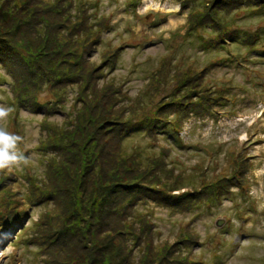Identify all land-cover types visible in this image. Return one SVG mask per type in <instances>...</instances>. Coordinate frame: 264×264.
Listing matches in <instances>:
<instances>
[{"label": "rangeland", "instance_id": "374dc122", "mask_svg": "<svg viewBox=\"0 0 264 264\" xmlns=\"http://www.w3.org/2000/svg\"><path fill=\"white\" fill-rule=\"evenodd\" d=\"M0 110V264H264V0H0Z\"/></svg>", "mask_w": 264, "mask_h": 264}, {"label": "clouds", "instance_id": "9594fccd", "mask_svg": "<svg viewBox=\"0 0 264 264\" xmlns=\"http://www.w3.org/2000/svg\"><path fill=\"white\" fill-rule=\"evenodd\" d=\"M3 110H0V115H3ZM10 141V137L5 135L3 132H0V142L7 145ZM17 159L16 156H9L5 150H0V167L6 166L7 161H15Z\"/></svg>", "mask_w": 264, "mask_h": 264}, {"label": "trees", "instance_id": "16d2710c", "mask_svg": "<svg viewBox=\"0 0 264 264\" xmlns=\"http://www.w3.org/2000/svg\"><path fill=\"white\" fill-rule=\"evenodd\" d=\"M220 95H221L220 97H222V99H224L226 94L225 93H221ZM226 97H228V96L226 95ZM220 103H222V102H220ZM183 128H184V126H183Z\"/></svg>", "mask_w": 264, "mask_h": 264}, {"label": "water", "instance_id": "95a60500", "mask_svg": "<svg viewBox=\"0 0 264 264\" xmlns=\"http://www.w3.org/2000/svg\"><path fill=\"white\" fill-rule=\"evenodd\" d=\"M4 16H5V19H7V17H8L7 14H5ZM217 224L220 225L221 224V221L218 220Z\"/></svg>", "mask_w": 264, "mask_h": 264}]
</instances>
